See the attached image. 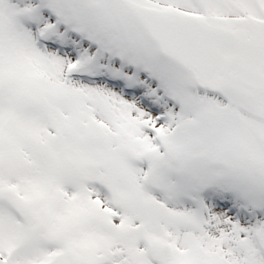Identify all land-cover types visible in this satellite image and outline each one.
Instances as JSON below:
<instances>
[{
	"label": "snow or ice",
	"instance_id": "snow-or-ice-1",
	"mask_svg": "<svg viewBox=\"0 0 264 264\" xmlns=\"http://www.w3.org/2000/svg\"><path fill=\"white\" fill-rule=\"evenodd\" d=\"M0 264H264V0H0Z\"/></svg>",
	"mask_w": 264,
	"mask_h": 264
}]
</instances>
